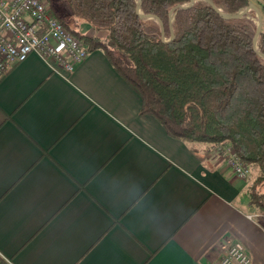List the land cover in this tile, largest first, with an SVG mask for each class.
<instances>
[{"label":"crops","instance_id":"0c3cea01","mask_svg":"<svg viewBox=\"0 0 264 264\" xmlns=\"http://www.w3.org/2000/svg\"><path fill=\"white\" fill-rule=\"evenodd\" d=\"M142 105L101 49L0 79V264H220L227 240L264 264L251 183Z\"/></svg>","mask_w":264,"mask_h":264},{"label":"trees","instance_id":"16d2710c","mask_svg":"<svg viewBox=\"0 0 264 264\" xmlns=\"http://www.w3.org/2000/svg\"><path fill=\"white\" fill-rule=\"evenodd\" d=\"M49 12L88 46L101 49L140 94L142 113L154 116L174 138L189 143H229L257 169L247 189L264 224V58L254 48L255 12L223 18L205 0L180 10L175 38L162 39L155 19L141 18L137 0H48ZM191 0H143L141 12L158 16L171 38L170 11ZM236 13L250 0H213ZM264 14V1L260 3ZM87 22L107 41L72 30ZM258 45L264 53V31Z\"/></svg>","mask_w":264,"mask_h":264},{"label":"built area","instance_id":"2783aa9c","mask_svg":"<svg viewBox=\"0 0 264 264\" xmlns=\"http://www.w3.org/2000/svg\"><path fill=\"white\" fill-rule=\"evenodd\" d=\"M37 53L53 67L72 72L88 56V46L49 12L48 0H0V79L16 64ZM241 179L252 183V167L229 143L215 145ZM220 264H252L245 246L224 242Z\"/></svg>","mask_w":264,"mask_h":264},{"label":"water","instance_id":"95a60500","mask_svg":"<svg viewBox=\"0 0 264 264\" xmlns=\"http://www.w3.org/2000/svg\"><path fill=\"white\" fill-rule=\"evenodd\" d=\"M196 1H198V0H191L186 5H177L176 7H174L170 11V28H171L172 33H171V38L169 40H167L165 38L164 22L156 15L144 14L141 12L143 0H137V13L140 15L141 18L157 20L161 26L163 41L164 42H170L172 39L175 38L174 27H173L175 15L180 10L191 8L195 4ZM205 1L207 3H209L223 18H226V19L243 18V17L247 16L251 10H253L256 13V21H257V30H256V34L254 37V42H253L254 48H255L256 52L264 58V53L260 51L259 45H258V39H259V36H260L262 29H263V14H262L261 9L255 3L250 2V4L247 7H245L244 9H241L240 11H238L236 13H225L214 4L213 0H205Z\"/></svg>","mask_w":264,"mask_h":264},{"label":"rangeland","instance_id":"374dc122","mask_svg":"<svg viewBox=\"0 0 264 264\" xmlns=\"http://www.w3.org/2000/svg\"><path fill=\"white\" fill-rule=\"evenodd\" d=\"M259 8L261 9V5L259 6ZM261 11H262V10H261ZM262 14H263V12H262ZM254 20H255V22L257 23V21H256V13H255ZM263 22H264V14H263ZM78 23H80V22H77V21H76V24H78ZM70 27H71L72 30H76V31H78L79 33H83V34L90 35V36H92V35L95 34V35L100 36L101 39L107 41V32H106V31H97L96 29L93 28V30H92L91 32H88V31L82 32V31H81V28L78 27L77 25H72V24H70Z\"/></svg>","mask_w":264,"mask_h":264}]
</instances>
